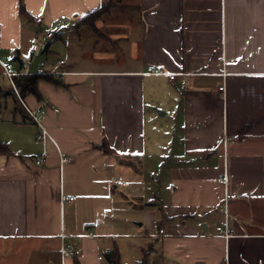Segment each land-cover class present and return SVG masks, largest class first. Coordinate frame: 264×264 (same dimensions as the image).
<instances>
[{
	"label": "crops",
	"instance_id": "0c3cea01",
	"mask_svg": "<svg viewBox=\"0 0 264 264\" xmlns=\"http://www.w3.org/2000/svg\"><path fill=\"white\" fill-rule=\"evenodd\" d=\"M104 1L0 0V264H264V0Z\"/></svg>",
	"mask_w": 264,
	"mask_h": 264
},
{
	"label": "rangeland",
	"instance_id": "374dc122",
	"mask_svg": "<svg viewBox=\"0 0 264 264\" xmlns=\"http://www.w3.org/2000/svg\"><path fill=\"white\" fill-rule=\"evenodd\" d=\"M119 2L117 0H105L103 5H104V11L101 12L99 16H92L87 18L84 22L81 24L77 25V29H79L81 32H84L87 34V36H92L95 39L99 37H108L116 32H126L127 30H123V28H107V25H111L115 20L119 22H126L129 20H132L131 16L134 14L132 11H127L122 10L123 15H120V8L119 11H116V8L118 6ZM104 22L102 25L101 23ZM130 22V21H129ZM115 24V23H113ZM154 181L156 182V187H155V193H156V198L158 199H163L166 197V172L163 170L161 171L160 168H157L155 172L152 173Z\"/></svg>",
	"mask_w": 264,
	"mask_h": 264
},
{
	"label": "built area",
	"instance_id": "2783aa9c",
	"mask_svg": "<svg viewBox=\"0 0 264 264\" xmlns=\"http://www.w3.org/2000/svg\"><path fill=\"white\" fill-rule=\"evenodd\" d=\"M47 37L48 38H52L53 34L50 33V34L47 35ZM37 44L39 46H44V43L40 42L39 40H37ZM63 63H64L63 61L60 62V64H63ZM0 67L5 71L7 76L11 79L12 75L7 72L5 65L1 61H0ZM146 73L149 74V75H157V76L166 75V73L161 68H158V67H149L147 69ZM169 79L173 80L174 79V75L173 74L169 75ZM11 84H12V87L14 88L15 93L18 96L21 104L23 105L27 115L32 120V122L35 123L39 127V133L37 134L36 139L38 141L46 140L47 138H49V135H48L47 130L43 127V125L40 122V118L45 114V111L44 110L32 111V110L28 109L26 107V105L23 103V101L20 99V97L18 95V92L16 91V88H15V85H14L13 81H11ZM223 90H224V86H220L219 87V91H223ZM43 162H44V157H37L35 159V165H37V166L43 164ZM62 162L63 163L67 162V159H65V158L62 159ZM120 181H121V179H120ZM224 182H226V179H222L221 180V183H224ZM122 185L125 186L126 183L122 181ZM69 199H70L69 197L62 196V200L63 201H67ZM159 232H160V234H162L163 230L160 229ZM220 232L223 234V236L225 238H229V237H231L233 235L234 231L229 226L227 219L222 223L221 228H220ZM71 255H72V250L69 247L64 245L62 247V249H61L62 264H65V259H67Z\"/></svg>",
	"mask_w": 264,
	"mask_h": 264
},
{
	"label": "trees",
	"instance_id": "16d2710c",
	"mask_svg": "<svg viewBox=\"0 0 264 264\" xmlns=\"http://www.w3.org/2000/svg\"><path fill=\"white\" fill-rule=\"evenodd\" d=\"M104 5H102L100 8L92 11L91 13L87 14L85 17H83L77 24V25L81 24L82 22H84L87 18L92 17V16H99L101 14V12H105L103 9ZM86 22V21H85ZM84 22V23H85ZM86 24V23H85ZM47 77L43 76V75H34V76H22L20 78H16L14 80V84L15 86L20 90V93L23 94L25 92L34 94L36 96H39L38 94V90H37V84L41 79H46ZM9 149L6 143H3L0 141V154H5L8 153ZM151 253V249L147 250L146 252H144L143 257L140 261L136 262V264H148V258L149 255ZM110 263L112 264H121L117 255H114L111 260ZM75 264H78L77 262Z\"/></svg>",
	"mask_w": 264,
	"mask_h": 264
},
{
	"label": "water",
	"instance_id": "95a60500",
	"mask_svg": "<svg viewBox=\"0 0 264 264\" xmlns=\"http://www.w3.org/2000/svg\"><path fill=\"white\" fill-rule=\"evenodd\" d=\"M74 251V248H72V252ZM107 258H109V255H107Z\"/></svg>",
	"mask_w": 264,
	"mask_h": 264
}]
</instances>
